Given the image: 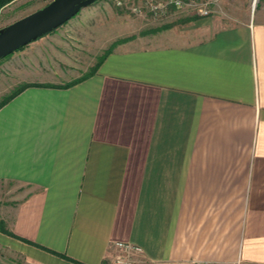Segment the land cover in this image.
<instances>
[{"label": "crops", "instance_id": "0c3cea01", "mask_svg": "<svg viewBox=\"0 0 264 264\" xmlns=\"http://www.w3.org/2000/svg\"><path fill=\"white\" fill-rule=\"evenodd\" d=\"M210 2L73 84L16 59L53 31L3 62L0 264H264V0Z\"/></svg>", "mask_w": 264, "mask_h": 264}, {"label": "rangeland", "instance_id": "374dc122", "mask_svg": "<svg viewBox=\"0 0 264 264\" xmlns=\"http://www.w3.org/2000/svg\"><path fill=\"white\" fill-rule=\"evenodd\" d=\"M51 1L53 0H13L0 9V29L43 8ZM255 2L256 0L253 4ZM189 16L201 17L197 11H171L164 19L157 21L148 16L135 15L124 8H118L114 0H98L55 29L53 40L52 38L44 40L38 45L39 49L37 45H33L37 46L36 48L29 47L28 52L20 53L21 55H18L20 58L16 59H20L18 62H21L23 67L41 69L42 72L39 73L34 71L38 76L36 78L39 79L57 76L63 81L62 78L65 75L68 76L67 78L71 77L70 73L74 68L79 69L83 77L96 71L99 61L112 47V41L177 24L189 19ZM48 41L54 46L51 50L47 47ZM15 52L0 60V78L11 69L9 64L5 63V65L3 62H7L6 60L14 56ZM42 53L45 58H41ZM25 84L30 83L20 78L19 85L16 86L14 82L1 99ZM0 229L7 232L2 222H0Z\"/></svg>", "mask_w": 264, "mask_h": 264}, {"label": "water", "instance_id": "95a60500", "mask_svg": "<svg viewBox=\"0 0 264 264\" xmlns=\"http://www.w3.org/2000/svg\"><path fill=\"white\" fill-rule=\"evenodd\" d=\"M98 0H53L0 29V60L54 31Z\"/></svg>", "mask_w": 264, "mask_h": 264}, {"label": "built area", "instance_id": "2783aa9c", "mask_svg": "<svg viewBox=\"0 0 264 264\" xmlns=\"http://www.w3.org/2000/svg\"><path fill=\"white\" fill-rule=\"evenodd\" d=\"M118 8H124L135 15L148 16L154 20H162L171 11H197L202 17L209 16L210 0H114ZM117 250L112 264H139L143 250L130 242H115ZM192 264H215L213 262H194Z\"/></svg>", "mask_w": 264, "mask_h": 264}, {"label": "trees", "instance_id": "16d2710c", "mask_svg": "<svg viewBox=\"0 0 264 264\" xmlns=\"http://www.w3.org/2000/svg\"><path fill=\"white\" fill-rule=\"evenodd\" d=\"M13 0H0V9L3 8L5 5L9 4L10 2H12ZM108 53V51H107ZM106 53V54H107ZM106 54L104 55V57L106 56ZM104 57L101 59V61H99L98 65L102 62V60L104 59ZM97 65V67H98ZM96 67V68H97ZM90 74L86 75V76H83L77 80H74L72 81L70 84H73L77 81H80L81 79L89 76ZM70 84H66L65 86L67 85H70ZM34 84H25V85H22V86H19L18 88L14 89V91H12L9 95H7L5 98H3L1 101H0V107L3 106L6 102H8L11 98H13L15 95H17L18 93H20L21 91H23L26 87H29V86H32Z\"/></svg>", "mask_w": 264, "mask_h": 264}]
</instances>
